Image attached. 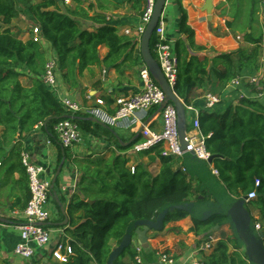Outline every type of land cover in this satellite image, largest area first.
Here are the masks:
<instances>
[{
  "label": "trees",
  "instance_id": "obj_1",
  "mask_svg": "<svg viewBox=\"0 0 264 264\" xmlns=\"http://www.w3.org/2000/svg\"><path fill=\"white\" fill-rule=\"evenodd\" d=\"M69 1L74 8L66 7L65 0H39L24 2L22 9L24 15L39 27L43 41L54 52L59 81L67 90L80 89L79 79L93 67L118 72L122 67L143 65L139 50L135 52L138 42L120 35L107 15L127 0ZM128 1L138 5L143 3V0ZM175 2L181 37L174 41L178 74L173 89L185 106L192 105L197 90L207 93L209 89L220 95L232 80L264 71V28L258 20L261 0H224L220 10L226 28L240 33L242 41L251 49L202 58L199 54L206 48L195 44L194 31L187 25L186 10L181 0ZM17 17L14 1L0 0V25L4 26L0 28V190L9 183L20 186L23 192L28 189L27 175L21 163L23 141L38 126L55 141L54 126L72 117L80 130L113 140L116 150H110L109 157L72 160L82 173L77 184L78 194L67 207L68 223L64 233L73 253L65 264H107L110 253L129 229L130 244L113 264H136L132 243L134 223L153 222L156 215L165 210L163 231L168 223L189 217L185 211L170 209V206L197 201V197H205L206 192L183 170L181 158L162 156L156 147L137 154L138 159L146 158L147 164L137 162L131 166V154L127 153L139 138L128 146H120L112 128L92 123L82 114L66 112L41 81L48 61V48L31 39L23 41L17 37L9 28ZM154 44L153 34L149 47L155 59ZM101 48L106 49L104 56L100 53ZM104 102L109 104L108 100ZM199 132L206 138L205 149L214 156L213 168L228 193L242 198L256 191V198L249 200L245 208L254 223L260 224L264 242V105L240 98L237 105L228 106L221 114L201 110ZM156 162L159 169L153 173L149 167ZM14 174L19 175L17 180L13 179ZM28 200L29 195L20 207L21 211ZM251 209L257 211L256 216L251 214ZM222 221L219 216L205 222L192 220L188 233L196 238L195 245L212 236L213 233L207 232L214 226L224 227ZM178 248L181 253L174 256L176 259L187 249L182 241ZM156 253L153 249H143L141 264H154ZM201 264L248 262L243 248L232 235L222 233L212 250L203 256Z\"/></svg>",
  "mask_w": 264,
  "mask_h": 264
},
{
  "label": "crops",
  "instance_id": "obj_2",
  "mask_svg": "<svg viewBox=\"0 0 264 264\" xmlns=\"http://www.w3.org/2000/svg\"><path fill=\"white\" fill-rule=\"evenodd\" d=\"M204 2L205 0H181L182 7L186 10L187 14V25L194 31L195 44L206 48L203 53L199 54V57H212L218 53L234 52L243 48L251 49V46L246 45L242 41V35L240 33L226 28L225 19L220 16V10L224 0H211L213 8L210 14V20L208 18L209 15L204 11ZM261 2V6H263L264 0H261ZM169 6L172 27L169 28L166 23L165 31L167 38L175 41L181 37L178 31L179 12L175 0H167L165 8H169ZM142 9L143 3L138 5L127 0L123 2L117 10L109 12L107 15H109L108 19L112 22L111 25L118 29L120 35H124V31L134 30L141 16ZM89 15H92V13ZM260 25L263 27L262 23H260ZM25 38H27L26 40H32L31 35ZM40 41L48 48L50 58H53L54 52L46 45L47 43L43 41L42 37ZM137 50H139V44L136 46L135 52H137ZM100 53L104 56L106 54V49L101 48ZM140 67L141 66L135 68L122 67L118 72L110 68L102 69L93 67L89 72L85 71L83 76L79 79L80 89L69 91L63 86L60 80V90L63 95L67 94L84 106H94V100L99 97L103 98L105 101L108 100L109 104H105V110L111 114L114 111L113 101L115 98L129 96L140 89L141 82L138 73ZM250 91L251 92L245 87H242L239 92L225 89L219 95L221 97V102L224 101V103H220L216 108L217 110L215 109L213 112L221 114L228 106L237 105L238 97L241 94L253 99L255 91H253V89ZM194 94L192 105L200 109V111H203V99L207 93L197 90ZM88 97L91 99L89 100ZM82 116L87 117L86 115ZM186 119L187 123L190 124L192 114L186 113ZM143 123L156 130L161 128L159 115L153 110L144 116ZM110 128L116 132L119 138L116 137L117 143L118 140L121 139H123L121 140L122 142L127 143L134 137L139 138L138 129L131 131L130 129ZM80 134L82 140H79L66 150L61 147L58 139L55 141L51 140L50 136L47 135L45 131L41 130L39 126L23 141V151L28 154L32 163L44 169L43 177L50 184L58 166L64 161L61 171L56 178L57 185H55V181L53 189L50 190L51 196L48 206L51 216L50 219L45 222V228L50 233L51 242L47 246V251H50L57 242L67 239L64 233V229L67 226H60V223H62L65 218L61 212V208L64 210L66 218L68 219L67 207L71 201H74V196L78 194L77 184L82 173L72 160L87 157H91V159L109 157L110 150H116V144L113 140H106L104 137L93 136L85 130H81ZM59 157H61V159ZM131 159V165L137 162L147 164L146 158L138 159L137 155L135 158L131 157ZM158 169V162L149 167V170L153 173H157ZM18 178L19 175L14 174L13 179L17 180ZM27 190L28 189H25L23 192L20 186H12L11 183L0 190V217L6 219L5 223L0 222V264L58 263L50 259L45 251H37L35 256L30 260L18 258L20 262H15L17 257L13 255V249L19 241L20 232L16 225L20 220L17 219V217H13L12 212L21 211L20 207L24 204L25 199L29 195V191ZM10 219L14 220V222L9 221ZM191 226L192 220L190 217H187L178 222L168 223L165 225L162 232L149 231L147 233L148 249H153L156 252L169 251L170 254L175 256L181 253V249L178 248V243L182 241L187 249L182 253L181 257H184L187 253H192L197 246L195 245L196 238L188 233V229ZM132 243L133 247L138 246L135 237Z\"/></svg>",
  "mask_w": 264,
  "mask_h": 264
},
{
  "label": "built area",
  "instance_id": "obj_3",
  "mask_svg": "<svg viewBox=\"0 0 264 264\" xmlns=\"http://www.w3.org/2000/svg\"><path fill=\"white\" fill-rule=\"evenodd\" d=\"M69 0H65V4H70ZM155 6V0H143V9L137 25L133 31L126 30L124 35L131 37L134 41L140 42V38L145 30L146 25L150 21ZM166 21L161 16L159 23L154 31L155 44L153 53L155 59L171 88L177 80L178 74V56L174 50V41L166 36L165 31ZM35 32L40 34L39 27L36 26ZM36 33V34H37ZM35 42H40V36H31ZM56 62L52 58L47 61L44 75L41 78L42 83L51 90L64 110L70 114H82L95 118L108 127L119 129H138L139 140L135 142L132 149L127 153L137 155L158 147L161 150L162 156H173L181 158L184 153L191 152L197 159L207 161L210 154L205 149L206 138L199 132V113L193 105L185 106V112L192 114V120L185 133V142L187 147L184 151L181 150L179 134L177 128L176 110L172 104H168L158 114L160 118L161 128L159 130L151 128L143 123L144 116L155 109H158L164 102V94L161 89L152 80L148 69L141 65L138 73L141 82L140 89L124 97L115 98L113 101L114 111L109 114L105 110V102L102 98L94 100V106H84L70 96L63 95L60 88V81L56 72ZM257 87L252 100H256L264 105V71H259L251 76L239 77L232 80L226 89L231 91H241L242 87ZM247 98L241 94L238 97ZM90 100L91 98L88 97ZM221 103L219 95L207 93L203 99V111L213 112ZM54 132L58 142L62 148H70L80 140V129L78 125L71 119L65 118L54 126ZM21 163L25 168L28 180L29 200L22 211H13V217H17L20 222L16 225L20 232L19 241L13 249V255L22 260L32 259L37 251H45L50 259L61 264L68 263L72 255V248L67 239L57 242L54 247L47 251V246L50 244L49 232L45 226L40 223H45L50 219L51 213L48 206L50 199V183L44 179V169L31 162L28 154L24 151L21 153ZM212 173L216 176L217 171L210 166ZM133 170V169H132ZM258 182H256V187ZM256 191L247 196V200L256 198ZM255 229L260 230V224L254 223ZM219 238L209 236L206 241H201L196 249L191 253L192 257L201 255L200 259H185L184 257L174 258L172 254L164 252L156 253V261L154 264H201L203 256L209 253ZM135 248L136 256L135 263L141 264L140 254L142 248L138 245Z\"/></svg>",
  "mask_w": 264,
  "mask_h": 264
},
{
  "label": "water",
  "instance_id": "obj_4",
  "mask_svg": "<svg viewBox=\"0 0 264 264\" xmlns=\"http://www.w3.org/2000/svg\"><path fill=\"white\" fill-rule=\"evenodd\" d=\"M166 2L167 0H155L153 14L140 38L139 52L143 65L148 69L152 80L164 94V102L157 109L156 113L159 114L168 104H172L174 106L177 115L179 141L181 150L184 151L187 147L184 139L188 127L184 103L177 97L174 89L167 83L156 59L153 58L149 47L150 40L163 14ZM212 8L213 6L211 0H205L204 11L209 15V20L211 18L210 14ZM67 118L73 119L72 117ZM88 120L102 127H107L95 118H88ZM136 138L137 137H134L127 143L118 140V145L128 146ZM181 160L183 170L190 177L195 178L200 183L201 189L206 192V196L204 197L200 195L197 197V201L188 202L181 206H170L169 208L183 210L188 214L190 219L198 222H205L214 216L222 217V224L229 227L235 242L239 247L243 248L248 264H264L263 234L261 231H257L255 229L252 216L245 208V204L248 202L247 197L244 196L242 198H235L228 193L226 188L222 185L217 176L212 173L210 168L213 164L214 156H210L207 161H202L197 159L193 153L187 152L181 156ZM63 163L64 161H62L57 168L50 184V190L54 187V183L61 171ZM61 212L65 218L63 222L60 223V226L66 227L68 219L66 218L65 212L62 208ZM164 213L165 210L156 215L153 222L144 221L134 223V237L136 238L137 245H139L142 249H148L149 247L147 233L151 229H154L155 231H162ZM0 222L5 223L6 219L0 217ZM40 224L45 226V223ZM218 229L219 225H216L208 230L207 233L212 234ZM130 231L131 230L129 229L122 238L120 244L112 250L107 264H113L114 260L130 244Z\"/></svg>",
  "mask_w": 264,
  "mask_h": 264
},
{
  "label": "rangeland",
  "instance_id": "obj_5",
  "mask_svg": "<svg viewBox=\"0 0 264 264\" xmlns=\"http://www.w3.org/2000/svg\"><path fill=\"white\" fill-rule=\"evenodd\" d=\"M14 1V5H15V8H16V10H17V12H18V17L16 18V19H14L12 22H11V24L9 25V28L13 31V33L17 36V37H19L21 40H26L27 38H25V37H28V36H34V35H36V36H40V34L39 33H37V32H35V28H36V24L34 23V22H32V21H30L28 18H27V16L26 15H24V13H23V11H22V9H23V3L24 2H26V1H29V2H31V3H36V2H38L39 0H13ZM66 5V7H70V8H74V5L71 3V4H65ZM73 5V6H72ZM169 12H170V6H169V8H165V10L163 11V18L166 20V23H167V25L169 26V28L170 27H172V21H171V19H170V14H169ZM258 20H259V23H262V26H263V28H264V5L263 6H261V9L259 10V14H258ZM0 28H4V26L3 25H0ZM24 31V32H23ZM37 33V34H36ZM27 41V40H26ZM39 43H41V41L39 42ZM47 45V44H46ZM262 45H263V47H262V55H264V39H263V41H262ZM48 52H49V50H48ZM50 59H52V58H50V54H48V60H50ZM248 88H247V90L249 91V92H251L250 90H252V89H254L255 91H258V88L256 87H249V86H247ZM207 93H210V94H213V95H219V93H217V92H215V91H209V89H208V91H207ZM221 103H224V101L223 102H221ZM217 110V109H216ZM157 111V110H156ZM87 117H89V116H87ZM91 118V117H90ZM189 129L191 128V127H188ZM80 132H81V130H80ZM80 140H82V138H81V134H80ZM135 156L136 155H131L130 157H132V158H135ZM131 165V164H130ZM133 165V164H132ZM131 165V166H132ZM251 214L254 216H256L257 215V211L255 210V209H251ZM222 233H225V234H231V232H230V229H229V227L228 226H224V227H222L221 229H219V230H217V231H215L214 233H213V237H215V238H219L220 236H221V234ZM49 239H50V242H51V236H50V233H49ZM176 251H177V249H176ZM244 252V251H243ZM201 255H198V256H196V257H192V255H191V253L190 254H185L184 255V258L185 259H187V258H189V259H192V258H194V259H197V260H199L201 257H200ZM15 262H20V259H18V257L15 259Z\"/></svg>",
  "mask_w": 264,
  "mask_h": 264
}]
</instances>
